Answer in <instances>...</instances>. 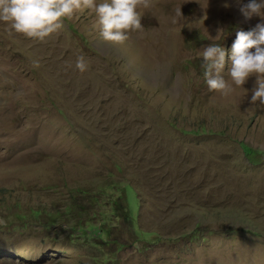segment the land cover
Returning <instances> with one entry per match:
<instances>
[{
    "label": "rangeland",
    "instance_id": "374dc122",
    "mask_svg": "<svg viewBox=\"0 0 264 264\" xmlns=\"http://www.w3.org/2000/svg\"><path fill=\"white\" fill-rule=\"evenodd\" d=\"M246 2L148 0L123 44L91 9L44 41L0 22V264H264V105L227 75Z\"/></svg>",
    "mask_w": 264,
    "mask_h": 264
},
{
    "label": "clouds",
    "instance_id": "9594fccd",
    "mask_svg": "<svg viewBox=\"0 0 264 264\" xmlns=\"http://www.w3.org/2000/svg\"><path fill=\"white\" fill-rule=\"evenodd\" d=\"M140 7H148V0H0V22L8 23L16 33L44 41L61 30L64 20L77 10L91 9L100 39L123 44L130 31L142 28ZM239 11L245 19L257 16L264 20V0H247L241 3ZM225 55L219 44H210L200 52L204 83L209 91L222 95L231 92L228 81L221 76ZM228 59L227 75L232 85L241 88L249 76L255 75L251 102L264 105V23H257L247 31H237ZM75 66L84 71L85 58L77 57Z\"/></svg>",
    "mask_w": 264,
    "mask_h": 264
},
{
    "label": "trees",
    "instance_id": "16d2710c",
    "mask_svg": "<svg viewBox=\"0 0 264 264\" xmlns=\"http://www.w3.org/2000/svg\"><path fill=\"white\" fill-rule=\"evenodd\" d=\"M182 134H184L185 132H181ZM91 227V226H90Z\"/></svg>",
    "mask_w": 264,
    "mask_h": 264
}]
</instances>
